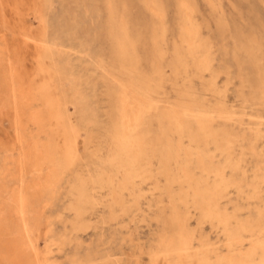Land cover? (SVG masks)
Listing matches in <instances>:
<instances>
[{"label": "rangeland", "instance_id": "1", "mask_svg": "<svg viewBox=\"0 0 264 264\" xmlns=\"http://www.w3.org/2000/svg\"><path fill=\"white\" fill-rule=\"evenodd\" d=\"M156 2L160 19L145 0H0V264H152L160 239L174 232L172 219L187 228L193 251L208 245L215 264L237 252L225 246L223 228L204 218L207 199L197 189L217 192L231 228L264 215L257 179L264 174V0H191L211 48L214 90L208 80L187 85L172 76L175 49L183 52L182 19L177 0ZM161 39L166 76L155 95L153 45ZM40 52L79 134L69 170L54 153L52 127L37 121L46 110L35 92ZM123 86L141 100L138 138L148 144L135 178L112 161L111 121ZM185 171L193 190L176 181ZM213 171L227 190L212 189ZM101 174L112 187L97 182Z\"/></svg>", "mask_w": 264, "mask_h": 264}, {"label": "bare ground", "instance_id": "2", "mask_svg": "<svg viewBox=\"0 0 264 264\" xmlns=\"http://www.w3.org/2000/svg\"><path fill=\"white\" fill-rule=\"evenodd\" d=\"M203 1L210 3L211 0ZM177 4L178 11L182 19L180 31L182 34L183 52L181 53L178 49H175V67L172 69V76L175 79L182 76L183 81L187 85L192 84L193 77L202 81L208 80V85H210V87L214 90L215 75L211 65L212 52L210 51L211 48L206 41L203 42L201 39V32L199 31V26L196 23L194 16V4L191 0H177ZM144 6L148 11L152 12L153 17L159 19L161 18V9L156 0H145ZM161 41L158 42V40H155L153 45L154 62L152 64V73L150 76V91L156 92L155 95L162 93V89L160 88L162 87L161 80L162 77L165 78L166 76L163 71L164 67L162 64L166 56V47L163 46L164 40L161 39ZM120 54L123 56L122 53ZM36 58L35 62H37V64L34 65L37 68L36 71H34L36 72L35 76L41 77V83L39 82L40 84L37 89H34H36L35 92L37 91V93L40 94L41 101L46 107L44 116L45 119L40 120V117L39 119L37 118V121L40 123L41 121H47L52 127V134L58 143V145L54 147V153L61 155L60 157L64 160V163L62 164H65L67 167L66 170H69L79 158V134L76 129L68 125L67 118L61 108V103L53 92L54 89L51 86L49 71L43 66V60L45 59L44 54L40 52ZM256 61L259 62V60ZM117 96L118 110L114 109V116L111 121L112 132L110 133V138L114 142V147L116 149V157H114L112 161H115V163L116 161L121 163L125 169L124 173L127 176H134L135 178L139 173L145 170L142 164H147L143 158L145 157V153L148 151V144H142L140 138H138L140 134L138 124L142 119V103L140 99L133 95L129 87L123 86L117 93ZM198 129L201 133H203V136L209 140V130L207 124L198 122ZM178 130L181 131V127H179ZM252 136L255 139L257 138L256 133L252 134ZM203 150L205 151L207 148L205 147ZM199 160L197 161L198 163L201 162L202 157L199 158ZM212 173L215 178V184L212 186V189L218 190L222 188L223 191L227 190L228 186L223 182L220 173H217L216 171H213ZM103 176L104 175L101 174L100 178H97V182H107V185L111 183L109 179L106 180ZM257 179H259L260 184H264V174L258 176ZM176 181L178 183L181 182V184L187 183L185 188L186 191L194 189V187L190 186V183L193 182V178L191 177V173L189 171H185L182 178H179ZM259 183H255V186L252 189L255 193H257L256 196L258 198L261 193L260 190L262 189ZM109 185L112 187V184ZM194 192L195 190L193 193ZM204 193L208 194V192H204L201 188L197 189V192L194 193L197 197L200 195L205 196L203 198L207 199L206 204L201 207L202 212L204 213V218L211 222H215L219 227L223 228L226 242L225 246L229 249V251L232 249L233 252H237L235 253V257L227 256L221 259L219 263L215 264H264V241L262 240L264 235V215L259 213L257 219L245 220L243 223L239 225L237 224L235 228H231L229 227L230 217H228L226 213L221 212L218 208L219 200H217V192H215L214 196L210 194L206 196ZM181 195L182 196L180 197L184 198L185 196L188 197L190 194L185 192ZM211 198L215 199L211 201ZM170 223L174 232L172 235L162 237L160 239L158 243V251H156L151 258L153 263L214 264L209 256L212 251L207 247L208 245L204 244L200 252L193 251L192 240L185 225L178 221V219H172ZM246 242L248 245H246Z\"/></svg>", "mask_w": 264, "mask_h": 264}]
</instances>
